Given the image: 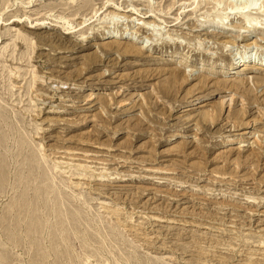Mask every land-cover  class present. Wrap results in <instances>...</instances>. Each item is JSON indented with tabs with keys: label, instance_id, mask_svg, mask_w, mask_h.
<instances>
[{
	"label": "rangeland",
	"instance_id": "1",
	"mask_svg": "<svg viewBox=\"0 0 264 264\" xmlns=\"http://www.w3.org/2000/svg\"><path fill=\"white\" fill-rule=\"evenodd\" d=\"M193 1L0 0V218L28 185L41 190L26 177L36 171L22 170L29 154L86 223L75 222L80 240L64 236L63 261L52 254L44 264H84L81 244L107 257L120 245L140 257L133 264H264V141L247 151L236 149L247 142L228 141L242 130L264 135V68L253 64L238 78L210 73L246 52L264 59V0ZM235 11L250 12L256 29ZM221 15L246 36L207 27ZM110 28L126 38L102 39ZM181 55L185 75L198 66L183 81L168 74ZM56 80L67 83L54 94ZM231 94L235 114L221 102ZM49 198L32 196L30 212L17 216L24 248L32 222L36 245L50 248L57 201ZM5 246L19 264H36Z\"/></svg>",
	"mask_w": 264,
	"mask_h": 264
},
{
	"label": "bare ground",
	"instance_id": "2",
	"mask_svg": "<svg viewBox=\"0 0 264 264\" xmlns=\"http://www.w3.org/2000/svg\"><path fill=\"white\" fill-rule=\"evenodd\" d=\"M193 3H197V0H194L193 1ZM237 4V3H236ZM234 6V5H233ZM240 6V5H239ZM238 6V7H239ZM242 6V5H241ZM241 6H240V8H241ZM247 6V5H246ZM237 7V6H236ZM249 7V6H248ZM233 8V7H232ZM231 8V9H232ZM244 8V7H243ZM227 10V9H226ZM233 10V9H232ZM231 10V11H232ZM234 10H235V7H234ZM236 10H237V8H236ZM240 10V9H239ZM241 10H243V9H241ZM229 11V10H228ZM96 12V11H95ZM236 12V11H235ZM244 12V11H243ZM241 12V11H239V12H236V13H234V14H236L237 15V18L239 19V20H241V21H245V22H247L248 24H250V26L249 27H251V30H248V31H251V32H253L252 30H254V29H256V26H255V23H253L252 24V21H253V19H252V17L250 16L251 14H250V12L248 13V12ZM231 13H227V16L228 15H230ZM233 14V15H234ZM235 15V16H236ZM226 15H221V16H218L217 17V19H216V21L215 22H213V20H212V22L211 21H209V24H208V26L206 25V24H201L202 26H207V27H211V28H213V29H221V30H223V32H235L237 35L236 36H231V35H228V36H223V34L222 35H220V37H226V38H229V37H232L233 39H235V40H238L239 39V37L240 38H244V36H246V35H244L243 37L240 35L241 33H240V29L239 30H233V28H229V24H228V22H224L225 20V18H228ZM207 22V21H206ZM211 22V23H210ZM67 23V22H66ZM257 23V22H256ZM68 24H69V22H68ZM148 24H149V22H148ZM151 24H153L154 25V23H151ZM228 24V25H227ZM71 27H72V25L71 24H69ZM136 25H140L139 27H138V30L140 31V30H149L150 28H148L147 26H146V22H138V23H136ZM150 25V24H149ZM207 27H205V28H203V29H206ZM243 28V27H242ZM258 28V27H257ZM67 29H69V28H67ZM111 29V28H110ZM106 30V32H104L102 35H101V38L102 39H107V38H114V39H125L126 37L124 36V34H120L119 36H117L116 34H115V32H114V28H112L111 30ZM154 29H152V31H153ZM263 30H264V28H263ZM159 31V28L157 29V32ZM216 32V31H215ZM245 32V31H244ZM263 38V37H262ZM262 38H260V39H262ZM231 41V39H228V40H226V41H224L225 43H229ZM234 42V41H233ZM200 44V43H199ZM231 44V43H230ZM233 44V43H232ZM257 45V44H256ZM108 46H109V44H108ZM244 46L246 47V48H251V46H254L255 47V40L254 41H250V42H246V44H244ZM143 47V46H142ZM257 47V46H256ZM138 49V48H137ZM140 49V48H139ZM173 57H175V56H173ZM251 54L250 53H248V52H246V53H244V54H242L241 56H240V58L238 59V58H234V59H232V61H231V64H230V66L228 67V68H218L217 67V69H214L213 70V72H210V71H206V72H210L211 74H216V75H218V76H221V77H224L223 79H225V77L226 76H232V77H235V78H238L239 76H240V73L241 72H244V71H248L249 69H251V66L253 65V64H256L259 68H264V59H261L259 62H257V63H255L254 61H251ZM172 59H174V58H172ZM187 61H188V59H187V57H182V55L181 56H179V57H177V58H175L173 61H171V63L170 64H173L174 66L173 67H171V69H170V71L171 72H168V74H170V76L173 78V79H178V78H181V77H183V78H187L186 76H190V75H192V74H195V71H197L198 70V66H195V70H192V69H190V70H187V71H189V72H187V75H185V71H186V67L189 65V64H187ZM252 62H254V63H252ZM202 63V62H201ZM200 64V63H199ZM203 65V64H202ZM190 66V65H189ZM254 66V65H253ZM212 67V66H211ZM257 67V68H258ZM191 68H192V66H191ZM161 70V69H160ZM163 70H165V69H163ZM162 70V71H163ZM166 70H167V68H166ZM201 70H202V68H201ZM169 71V70H168ZM202 76V75H201ZM170 77V78H171ZM216 79V78H215ZM214 79V81L215 82H217L216 80ZM222 79V78H221ZM220 79V80H221ZM223 79L221 80V81H223ZM228 79V78H227ZM240 80H241V78H239ZM172 80V79H171ZM179 80V79H178ZM180 80H182V78L180 79ZM206 80H210V78L209 77H206L205 75L204 76H202V78L200 79V81L202 82V83H206ZM212 80V79H211ZM246 80H247V78H246ZM248 80H249V78H248ZM42 81H46L45 79H42ZM173 81V80H172ZM183 81V80H182ZM232 81V80H231ZM235 82H236V80H234ZM238 81V80H237ZM174 82H176L175 80H174ZM178 82V81H177ZM180 82V81H179ZM208 82V81H207ZM218 82H219V80H218ZM224 82H225V80H224ZM226 82H227V80H226ZM246 82H248V81H246ZM245 82V83H246ZM65 83H67V82H62V81H60V80H56V81H50L48 84H50L51 86H52V88H53V92H54V94H55V92H56V90L58 89V88H60V84H61V86H62V84H65ZM222 83V82H221ZM238 83V82H237ZM236 83V84H237ZM72 84V83H71ZM217 84V83H216ZM219 84V83H218ZM226 84V83H225ZM239 84H240V81H239V83H238V85H236V86H239ZM242 84V83H241ZM233 85V84H232ZM235 85V84H234ZM233 85V86H234ZM64 86V85H63ZM65 87V86H64ZM67 87V86H66ZM40 92V91H39ZM42 92V91H41ZM37 93V95H36V97L38 96V98L40 99V101H42L43 103H44V101L46 100H48L49 98L47 97L48 95H46V97L47 98H44V97H42L43 95H42V93ZM232 92V91H231ZM45 93V92H44ZM46 94V93H45ZM155 94V93H154ZM233 94H234V92H233ZM233 94H231V95H229V97L227 98V99H221V102H224V104L227 106V108L230 110V107L231 106H233L234 105V103H236V98L235 97H233ZM52 96H53V94H52ZM91 96V94H89L88 95V97H90ZM202 96V95H201ZM199 97V96H198ZM197 97V98H198ZM204 97V96H203ZM92 98V97H91ZM144 98V97H143ZM50 100V99H49ZM242 102H244V100L242 101ZM241 102V103H242ZM100 103V102H99ZM237 104V103H236ZM240 104V103H239ZM242 105H244V104H242ZM242 105H240V107L242 106ZM222 106V105H221ZM101 107V106H100ZM50 109H52L53 107H49ZM226 108V107H225ZM232 108H234V107H232ZM244 108V107H243ZM101 110L103 109V106H102V108H100ZM235 109V108H234ZM237 109V108H236ZM100 110V111H101ZM240 110V109H239ZM238 110V111H239ZM234 111V110H233ZM233 111H231L230 110V112H233ZM236 111V110H235ZM235 111H234V114H235ZM241 111V110H240ZM205 112V111H204ZM238 112H236V115H238L237 114ZM241 113H243V112H241ZM231 114V113H230ZM229 114V115H230ZM233 114V115H234ZM239 115H240V113H239ZM238 115V116H239ZM242 115V114H241ZM240 115V116H241ZM0 116H2V112L0 111ZM239 116V117H240ZM230 117V116H229ZM237 117V116H236ZM238 117V118H239ZM241 118L242 117H240V120H241ZM253 119H255V118H253ZM236 120V119H235ZM239 120V119H238ZM242 121V120H241ZM247 123V122H246ZM245 123V124H246ZM249 123V122H248ZM248 123H247V125H248ZM241 124H242V122H241ZM244 124V125H245ZM246 125V126H247ZM197 126V125H196ZM238 126V125H237ZM232 128L230 129V130H234V124H233V126H231ZM236 127V126H235ZM2 126L0 125V138H1V132H2ZM12 133V132H11ZM257 133H252V131L250 132V131H246V130H242L241 132H239V133H237V134H235L236 136L234 137V138H230V139H228V141H239V142H247V144L245 145V144H241V145H238L237 146V150H239V151H245L246 149H244L245 147L247 148V147H251V145L252 144H255V145H257V144H259L260 145V143L262 142V139H263V141H264V135H263V137L262 136H260V134L258 135H256ZM251 136V138L249 137V139H251V142H250V145L248 146V140L246 139L247 137H245V141L243 140L244 138H243V136ZM18 138V137H17ZM19 140V139H18ZM0 141H1V139H0ZM24 142V141H23ZM26 144V143H25ZM19 147V146H18ZM260 147V146H259ZM263 147V146H262ZM261 147V148H262ZM260 148V149H261ZM20 149L21 150H24V151H27V149H28V146L27 145H22V142L20 143ZM232 149V148H231ZM250 149V148H249ZM29 150V149H28ZM247 151V150H246ZM28 152V151H27ZM239 153V152H238ZM251 153H252V149H251ZM251 153H250V155H251ZM254 154V153H253ZM247 157V156H246ZM27 161H28V163H27V167L25 166V167H23L22 168V170L23 171H29V170H31V171H36V173H37V175H28V176H26V177H30L29 178V180H30V182L32 181V179H34V180H37V183L40 185V191H38V192H36V191H34V189H36V188H33V187H29V185H28V190L26 191V187L24 188L25 189V191H26V193H25V195L23 196V197H21V198H19L18 197V199H16L15 201H13V202H11V204H9L10 206H8V208L3 212L4 214L2 215V218H0V264H19L20 263V260L16 257V258H13V256H11L10 255V252H8V251H10V250H8L7 251V249L8 248H6V246L5 245H9L11 248H18V247H20L23 251H24V253H26L28 256H29V259L30 260H32V262H34V263H36V264H40L41 262H42V260H43V264H44V261H46V259L49 257V255L51 256L52 254H54L53 256L54 257H56V258H58V261L60 260H62V258H64V257H62V248H61V243H64V241H65V238H64V236L66 237V233H68L69 232V234L71 235V237L73 236L75 239H79V237L77 236V234H75L76 233V231H74V225H75V222H76V220H77V222H78V220H80L81 219V221H80V223H79V225L80 224H82L83 225V227L85 226V224L86 223H84V221H83V219L81 218V215L79 214V212H77V209H74V208H72V207H67L65 204H64V199H63V195H61V192H59V190L57 189V186L55 185L56 183L54 182V178H53V176H50V175H48L45 171H42L43 169H40V170H38V166L37 165H35V163H37L36 161L37 160H35L34 159V157H32L31 155H29L28 154V156H27ZM78 166V165H77ZM81 166V165H80ZM84 166V165H83ZM38 170V171H37ZM40 172H41V174H40ZM33 173V172H32ZM6 174V173H5ZM25 176V175H24ZM7 179V178H6ZM23 180V179H22ZM7 181V180H6ZM5 182V181H4ZM16 187V186H15ZM38 187V186H37ZM14 188V187H13ZM38 189V188H37ZM36 189V190H37ZM13 190V189H12ZM15 190V189H14ZM30 190H32V191H30ZM3 192V191H2ZM14 192V191H13ZM23 193V192H22ZM52 196L53 197V200H55V203H56V201H57V208L55 209V211H54V209L53 210H51L50 211V214H48V215H50V217H51V223H52V225L50 226L51 227V234L50 235H52V237L54 236L55 238L50 242V248H49V246H48V248L46 249L45 247V250L43 249V248H39V246H38V244L36 245V242H34V236H35V234L37 233V229L34 227V223L32 222V223H27V224H25V233H24V235H25V237H26V240H29V243H28V245H27V249L26 248H24L23 246H22V244H21V240H22V234H21V228H22V226H20V223H19V221H18V219H17V216L19 217L20 215H21V213L20 212H23L22 210H24V211H26V210H30L29 208L31 207H29V204L31 205V198H32V196H34L36 199H37V197H39V199H40V197H41V199H42V201L44 200L45 201V199H47V198H49V196ZM26 196V197H25ZM43 197V198H42ZM15 198V197H14ZM14 200V199H13ZM49 202H50V198L49 199H47ZM48 201H46V202H48ZM48 202V203H49ZM54 202V201H53ZM43 203V202H42ZM52 202H50V204H51ZM46 204V203H45ZM69 204V203H68ZM55 205V204H54ZM56 206V205H55ZM40 207V206H39ZM46 208H47V206H46ZM46 208H45V210H46ZM70 208V209H69ZM32 209H34V208H32ZM31 209V210H32ZM39 209V208H38ZM21 210V211H20ZM30 212V211H29ZM28 212V213H29ZM36 212V211H35ZM37 212H38V210H37ZM33 213V212H32ZM47 213V212H46ZM49 213V212H48ZM28 215H30V213L28 214ZM32 215V214H31ZM38 215V214H37ZM46 215V214H45ZM70 215V216H69ZM24 218H23V220L25 219V216H23ZM48 217V216H47ZM31 218V217H30ZM37 219H39V218H37ZM48 219V218H47ZM53 220V221H52ZM32 221V220H31ZM40 221V220H39ZM37 222V224L39 223L40 224V222ZM50 221V220H49ZM27 222V221H26ZM10 224H11V229L9 228L10 227ZM24 224V223H23ZM40 225H42V222H41V224ZM39 226V225H38ZM37 226V227H38ZM102 226V225H101ZM24 227V226H23ZM82 227V228H83ZM86 228V227H85ZM39 229V228H38ZM42 229V228H41ZM78 229H80V226L78 227ZM84 229V228H83ZM78 231V230H77ZM86 231H88V230H86ZM81 232H83V231H81ZM100 232V231H99ZM91 234V236H94V234L92 235V233L93 232H90ZM103 233H105L106 234V236L107 237H109L110 235H108L107 233H106V230L105 229H103ZM102 233V234H103ZM80 234V233H79ZM82 234V233H81ZM86 234V233H85ZM88 234V233H87ZM39 235V234H38ZM37 235V236H38ZM89 235V234H88ZM89 235V236H90ZM36 236V237H37ZM68 236V235H67ZM86 236V235H85ZM88 236V237H89ZM96 236V235H95ZM42 238H44L43 236L41 237V239ZM56 238H58V240H56ZM90 238V237H89ZM95 238H97V237H95ZM104 238V237H103ZM23 239H24V237H23ZM38 239V238H37ZM40 239V240H41ZM67 239V238H66ZM83 239V238H82ZM108 240H109V242H112V240L110 239V238H107ZM80 240V239H79ZM38 241V240H37ZM84 241V240H83ZM95 241V240H94ZM107 241V240H106ZM23 242V241H22ZM82 242V241H81ZM96 242V241H95ZM101 242V243H100ZM100 242H98V244L100 243L101 245L102 244H105V239H102L101 240V237H100ZM85 243V242H84ZM94 244H96V243H94ZM109 244V243H108ZM107 244V245H108ZM113 244H114V242H113ZM40 246H42V245H40ZM63 246V245H62ZM114 246V245H113ZM112 246V247H113ZM123 246H127V248L129 249V247H128V245H126V244H124ZM64 247V246H63ZM111 247V248H112ZM115 247V246H114ZM117 247V246H116ZM80 248H81V251H80V253H81V256L79 255V258H78V256H77V258L78 259H80L84 264H133L132 263V261H131V259H139L140 257L136 254V252L134 253V255L132 254V255H130L129 253L131 252V251H129V250H124L122 247H120V245L117 247L118 249H116L117 251V253L116 254H118V255H115V254H111L112 256L111 257H107V256H104V255H102L101 254V252L97 249V250H94L93 252L92 251H89V250H86V248H84V246H82V244H81V246H80ZM104 248V247H103ZM126 248V249H127ZM26 249V250H25ZM65 249V248H64ZM101 249V248H100ZM130 249H131V247H130ZM105 250V249H104ZM133 250V249H132ZM26 251V252H25ZM111 251V250H110ZM128 251V252H127ZM135 251V250H134ZM70 252V251H69ZM51 253V254H50ZM113 253H114V251H113ZM70 254H71V252H70ZM73 254V253H72ZM142 254V253H141ZM64 255V254H63ZM67 255H68V253H67ZM137 255V256H136ZM70 256V255H69ZM153 256V255H152ZM149 257V256H148ZM55 258V259H56ZM73 258V257H72ZM72 258H70L69 260H70V262L68 263V264H77V262L78 261H76L75 263H73L74 261H73V259ZM14 259H16V260H14ZM54 259V258H53ZM154 258H145V263L144 264H156V262H155V260H153ZM50 260V259H49ZM64 260V259H63ZM62 260V261H63ZM14 262V263H12V262ZM16 261H18V262H16ZM55 261V260H54ZM57 261V260H56ZM31 262V263H32ZM67 262V261H66ZM60 263V262H59ZM62 263V262H61ZM135 263V262H134ZM138 263V262H137ZM143 263V262H142ZM30 264V263H29ZM54 264H56V263H54ZM79 264V263H78ZM158 264H159V262H158Z\"/></svg>",
	"mask_w": 264,
	"mask_h": 264
}]
</instances>
